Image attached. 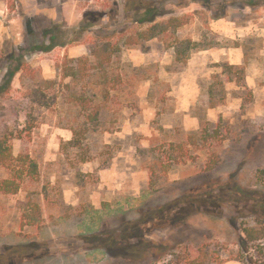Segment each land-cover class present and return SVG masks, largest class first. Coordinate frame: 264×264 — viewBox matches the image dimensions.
Here are the masks:
<instances>
[{
    "label": "rangeland",
    "instance_id": "1",
    "mask_svg": "<svg viewBox=\"0 0 264 264\" xmlns=\"http://www.w3.org/2000/svg\"><path fill=\"white\" fill-rule=\"evenodd\" d=\"M151 1L188 22L130 45V0H0V264H264V4Z\"/></svg>",
    "mask_w": 264,
    "mask_h": 264
},
{
    "label": "trees",
    "instance_id": "2",
    "mask_svg": "<svg viewBox=\"0 0 264 264\" xmlns=\"http://www.w3.org/2000/svg\"><path fill=\"white\" fill-rule=\"evenodd\" d=\"M210 1H208L209 3ZM229 1H224L219 7L221 9H224V11L221 13V16L226 15V5H230ZM234 3V2H233ZM151 0H130L129 3H127V9H129V6H131V10L134 11L133 17L135 23H138L143 28L140 30H136L133 34L130 36H127L125 40V44L130 45H137L140 43H144L146 41H152L154 39H159L163 37L165 34H168L170 32H176L179 28L187 24L188 19L186 16H170L167 19L159 20L161 16L160 9L158 6L154 5ZM264 0H243V7H251L252 9H256L255 7L258 5H263ZM207 6L209 4H206ZM220 16V17H221ZM66 41H58L52 40L51 47L58 46V45H64ZM186 43V42H185ZM188 50L192 49V45H195V43L192 40L187 41ZM176 53L178 57H180L185 51L181 49L179 44H174ZM47 48V47H46ZM91 54L96 59V65L100 69H105L106 66L111 62L113 55H114V47L112 42H104L99 43L97 42L93 46L90 47ZM11 59L13 62H16V66L14 68H9L7 73L5 74L4 78L5 84L0 85V99L3 98L8 91L10 90L11 84L15 76L19 71H22V67L24 64V60L21 58H18L16 56H12ZM13 64V63H12ZM227 71L231 74L233 70H239L243 72V68L239 66H234L229 63H225L222 65ZM243 77V76H242ZM77 132L75 130V137L68 141V145H72L75 147L81 146L82 141L77 136ZM29 155H25L26 159H29ZM8 158H13V154L10 150L7 148H4V142L0 140V164H5L6 160ZM19 184H17L14 180H4L0 184V189L3 190L4 193H16L19 190ZM37 211L39 209V206H36ZM39 213V212H37Z\"/></svg>",
    "mask_w": 264,
    "mask_h": 264
},
{
    "label": "crops",
    "instance_id": "3",
    "mask_svg": "<svg viewBox=\"0 0 264 264\" xmlns=\"http://www.w3.org/2000/svg\"><path fill=\"white\" fill-rule=\"evenodd\" d=\"M232 50H233V52H232V55L230 56V59H229L230 62H227V63H229L231 65H234V66L241 67L245 63V57H244L245 54H244L243 49L240 48V47H234ZM202 52L203 53H201V54H204V52H205V54L206 53H209L213 57L214 62H216V63L219 64L218 67H223L222 65L225 64L224 62L219 63L222 60L223 57L222 58L219 57L220 56L219 55L220 51L218 49H214L212 51H210V50H204ZM257 75L258 74H256V73H252L250 75H247V77H246V83L248 84L249 87H251L254 90L255 95H256L257 91L259 92L257 95H260V90L261 91H264V86H262L260 84V81L261 80L259 78H257ZM227 82L228 83H234L235 80L234 79H231V80H227ZM188 88L190 90L193 89V91H194L193 94L188 99L189 105H192V103L195 100V98L199 95V91H198V88H197L196 84H195V87H188ZM219 104H216V106H218ZM179 110H180V108H179ZM186 118L188 120V118H189L188 115L186 116Z\"/></svg>",
    "mask_w": 264,
    "mask_h": 264
}]
</instances>
